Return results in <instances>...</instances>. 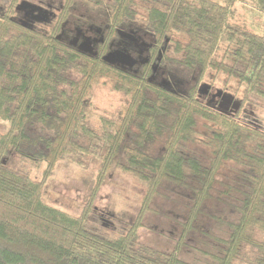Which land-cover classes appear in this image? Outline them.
<instances>
[{"label": "trees", "instance_id": "1", "mask_svg": "<svg viewBox=\"0 0 264 264\" xmlns=\"http://www.w3.org/2000/svg\"><path fill=\"white\" fill-rule=\"evenodd\" d=\"M20 1L0 7V264H187L181 252L213 198L231 199L236 217L220 254H209L212 264H264V129L249 122L250 108L264 110V36L234 22L241 0H42L59 7L54 24L42 29L21 25ZM249 2L264 14V0ZM79 26L88 35L93 26L106 31L93 55L60 38ZM118 29L138 32L157 50L168 41L166 67L190 79H173L177 87L167 90L150 81V72L133 75L106 63ZM221 78L223 92L241 102L237 113L199 95L202 83ZM96 88L126 98L120 114L100 112ZM85 159L100 168L80 216L46 204L58 163L84 166ZM113 167L147 189L135 222L120 236L91 226ZM41 170L38 180L33 172ZM166 185L192 192L170 252L140 235Z\"/></svg>", "mask_w": 264, "mask_h": 264}, {"label": "rangeland", "instance_id": "2", "mask_svg": "<svg viewBox=\"0 0 264 264\" xmlns=\"http://www.w3.org/2000/svg\"><path fill=\"white\" fill-rule=\"evenodd\" d=\"M24 1L40 6V0H21L19 4ZM10 2L11 0H0V7L6 8ZM234 22L246 30L264 36V14L256 12L249 0H241L237 4ZM167 68L174 75L176 83H184L190 79L189 75L177 66L169 64ZM222 80L223 78L217 80L215 85L208 81L202 84L212 85L217 93L223 91ZM226 93L233 95L230 91ZM94 97L95 103L101 109L100 112L105 111L111 115L120 114L126 103V98L121 94L100 88L94 90ZM249 114H251L249 122L261 125L264 129V110L250 108ZM191 150L201 154L203 158L209 157L208 150L201 146H193ZM84 161V166L71 161L58 163L44 191L46 204L71 216H80L95 187L100 168L97 160ZM41 174L42 170L33 172V176L38 180L41 179ZM222 174L224 176L223 172ZM146 191V187L133 176L113 167L97 196L95 211L91 215V226L110 236L124 235L135 222ZM159 193L152 205V211L148 212L144 219L140 235L142 242L164 252H170L182 232L181 223L186 221L190 212L192 192L188 188L166 185L165 190ZM231 204H233L231 199L220 201L217 198L204 204L203 213L196 221L195 230L191 232L187 245L181 252V259L185 263L212 264L213 257L209 254L224 248L222 239L229 235L228 223L236 217ZM249 250L246 247L245 251L251 252ZM234 264L247 263L236 260Z\"/></svg>", "mask_w": 264, "mask_h": 264}, {"label": "flooded vegetation", "instance_id": "3", "mask_svg": "<svg viewBox=\"0 0 264 264\" xmlns=\"http://www.w3.org/2000/svg\"><path fill=\"white\" fill-rule=\"evenodd\" d=\"M31 5L34 6V9H28L25 11H19L17 9L18 12L21 13L18 15V21L20 23H22L23 20H26L29 25H31L32 29H42L44 26L54 24L57 20L59 15L58 6L52 4L46 5L42 2V0H40V6L34 4ZM101 29L103 32L99 34L97 28L93 26L91 27V31L95 30V32H92L94 35H88L90 31L79 26L74 30H70L67 35L64 31H62L60 38L65 35L71 43H76L77 48H79L84 42L90 41L91 45L94 47V51H96L98 46L105 42L104 34L106 31H104L103 28ZM131 31L132 30L127 31L124 29H118L117 36L109 43V52L112 50H124L127 54L131 55L136 63L131 68L127 66L123 67L122 65H118L117 67H120L123 71L133 75H140L141 73L147 74L150 72L152 74L150 75V81L167 90H172L173 87H177L173 84L174 78L171 76L172 74H170L169 69L166 67V63L162 60L164 54H166L168 50V41H166V44L160 50H157L156 44L154 45L153 43L145 41L144 37L138 32H136L134 37L130 36L129 34ZM100 40H103V43H99ZM210 86L211 89L208 95L200 97H208L211 102L220 105L222 102L221 98H214L216 92L213 86ZM231 108L232 107L230 106L228 110L231 111Z\"/></svg>", "mask_w": 264, "mask_h": 264}, {"label": "water", "instance_id": "4", "mask_svg": "<svg viewBox=\"0 0 264 264\" xmlns=\"http://www.w3.org/2000/svg\"><path fill=\"white\" fill-rule=\"evenodd\" d=\"M17 9L19 11H25L28 9H34V6L31 5L28 2H22ZM21 25L26 28V29H32L31 25H29V23L26 20H23V22L21 23ZM98 33H102L103 30L101 28H97ZM130 36H135L136 32L135 31H131V33L129 34ZM99 43H103V40H100ZM73 46H76V43H71ZM80 51H82L83 53L89 54V55H93L94 54V47L93 45H91L90 41L84 42L80 47H79ZM103 60L112 65V66H123V67H133L136 63V61H134V59L131 57V55L127 54L126 51H110L106 56L103 57ZM211 86L208 84H202L199 88V95L200 96H205L208 95V93L210 92ZM214 98H221L222 102L219 105L221 110L224 111H228V109L230 108V106L232 107V110L237 113L240 111L241 109V102L236 100L235 97L231 94L225 93L223 91H218L216 93V95L214 96Z\"/></svg>", "mask_w": 264, "mask_h": 264}, {"label": "bare ground", "instance_id": "5", "mask_svg": "<svg viewBox=\"0 0 264 264\" xmlns=\"http://www.w3.org/2000/svg\"><path fill=\"white\" fill-rule=\"evenodd\" d=\"M217 92H218V91H217ZM215 95H216V94H215ZM215 95H214V96H215Z\"/></svg>", "mask_w": 264, "mask_h": 264}]
</instances>
